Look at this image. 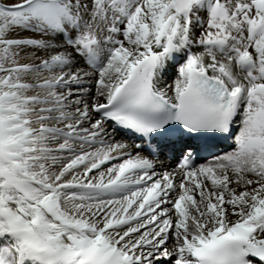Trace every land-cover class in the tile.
<instances>
[{"label": "snow or ice", "instance_id": "6c2138e0", "mask_svg": "<svg viewBox=\"0 0 264 264\" xmlns=\"http://www.w3.org/2000/svg\"><path fill=\"white\" fill-rule=\"evenodd\" d=\"M0 264H264V0H0Z\"/></svg>", "mask_w": 264, "mask_h": 264}]
</instances>
